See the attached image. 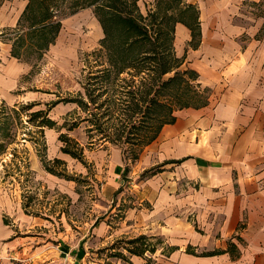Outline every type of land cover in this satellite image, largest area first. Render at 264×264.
Segmentation results:
<instances>
[{
  "label": "crops",
  "instance_id": "crops-1",
  "mask_svg": "<svg viewBox=\"0 0 264 264\" xmlns=\"http://www.w3.org/2000/svg\"><path fill=\"white\" fill-rule=\"evenodd\" d=\"M183 3L199 11V44L189 45L191 29L182 22H175L174 37L187 42L182 65L196 71L194 83L206 103L176 109L174 122L128 165V175L122 150L111 151L114 165L101 188L106 208L91 224V236L100 246L121 235H145L162 239V248L174 247L158 251L151 264H264V0ZM25 4L0 5V28L13 25ZM122 176L132 179L129 205ZM11 207V197L0 192V264L70 261L65 245L40 238L30 222L25 231L17 209L8 228L3 214ZM120 211L114 228L108 218ZM229 242L234 255L226 251ZM210 251L221 252L200 254ZM126 264L146 261L134 255Z\"/></svg>",
  "mask_w": 264,
  "mask_h": 264
},
{
  "label": "rangeland",
  "instance_id": "rangeland-1",
  "mask_svg": "<svg viewBox=\"0 0 264 264\" xmlns=\"http://www.w3.org/2000/svg\"><path fill=\"white\" fill-rule=\"evenodd\" d=\"M6 1L0 0V5ZM28 1L13 25L0 28V192L11 197L13 209L10 213L4 212V222L13 229L17 209L19 215H24L21 222L25 231L30 222L31 232L39 233L40 238L48 236L55 245L63 244L71 250L67 264H72L80 245L87 252L82 259L87 257L85 264H126L128 257L135 255H129L124 248L129 239L121 235L100 246L91 236V224L96 216L101 217L105 212V197L101 188L108 169L114 165L111 151L116 148L122 150L125 175H128V165L134 160L132 153L139 154L148 143L139 146L133 139L124 142L127 136L124 131L120 139L114 141L119 131L112 125H119V119L123 118L119 116V110L111 117H101L100 112L95 111L100 121L105 122L104 131H98L93 122L86 119L91 110L83 106L88 100L84 85L90 76L98 74V69L107 65L106 51L101 42L105 34L98 13L94 12L96 4L88 5L91 0H85L81 6L80 0H53L51 7L55 16L52 19L59 22V27L57 31L54 27L49 28L51 31L47 37L55 34L54 39L47 46L39 47L37 42L41 43L44 39L32 34L34 27L29 25L30 18L23 15ZM156 4L157 0H136L137 11L145 18L142 23L149 22L148 15L154 11ZM186 44L173 34L171 48L178 61L183 58L181 53ZM182 64L176 69L187 67ZM174 74L175 71L164 74L160 80ZM141 78L142 74L133 78L129 72L119 76L112 72L108 77L109 84L100 87L106 89L112 99L131 100L132 96L125 95V90H132L130 84H140ZM93 85L97 86L98 80ZM175 91L176 88L169 89V96L174 101L176 95H172ZM54 101L57 102L54 104ZM39 109L47 111L46 117L55 120L59 129L38 126L41 117L29 120L30 113ZM73 121L78 124L72 130L68 131L67 126L61 127ZM61 132L83 148L81 159L60 150L62 144L58 134ZM104 143L106 148L101 147ZM55 158L60 162L54 164ZM47 166L54 168L58 174L49 172ZM122 177L126 186L121 195L129 205V201L135 199L133 191L128 190L132 179ZM59 212L62 214L58 218ZM122 214L120 211L116 216H110L109 225L114 228L120 226L116 223L121 220ZM147 237L157 241V237ZM161 241L154 252L146 251L141 255L146 264L153 262L158 251L166 252L167 247L162 248L164 242ZM118 251L126 256L125 260L110 255ZM81 264L84 263L81 261Z\"/></svg>",
  "mask_w": 264,
  "mask_h": 264
},
{
  "label": "trees",
  "instance_id": "trees-1",
  "mask_svg": "<svg viewBox=\"0 0 264 264\" xmlns=\"http://www.w3.org/2000/svg\"><path fill=\"white\" fill-rule=\"evenodd\" d=\"M37 1L38 4H35ZM80 1H82L80 6L84 5L85 0ZM165 1V6H161ZM52 2L53 0H29L23 11L24 17L30 18L29 25L34 27L32 34L44 39L41 43L37 42L39 47L40 45L47 46L54 39L55 34L52 37H47L51 31L49 28L54 27L57 31L59 27V22L52 19L55 16L51 7ZM36 5H39V8ZM88 5H95L94 12L99 15L105 34L101 42L107 57V65L98 69V74L90 76L87 86L84 85L88 100L83 106L86 107V110H91L86 119L93 122L95 129L105 130L103 126L105 122L100 121L95 111L100 112L99 116L101 117L104 115L111 117L116 110H119V116L123 118L119 119V125L116 123L112 125L116 126L117 132L119 131L114 141L120 139L124 131L127 133L124 142L133 139L139 146L146 145L158 136L163 124L174 122L173 113L176 109L206 103V96L198 91L197 85L194 83L197 76L196 71L192 69L177 70L176 68L182 64L183 58L178 61L173 56L171 48L175 22H182L191 29L190 46L196 47L199 44V40L196 39V35H199V11L194 5L184 4L183 0H157L156 8L148 15L150 17L148 23H142L145 18H142L138 13L136 0H91ZM35 7L38 9L35 10ZM111 71L116 76L129 72L133 78L142 74L140 84L132 83L130 84L132 90H125V95L132 96L131 100L112 99L108 97V91L100 87L102 84H109L108 77L111 75ZM172 71H175L173 76L160 80V77ZM95 80H98L97 86L93 85ZM170 88L177 90L172 95L174 97L176 95L175 101L169 96V94L171 95ZM139 92H141L140 95ZM102 96L103 98L100 99ZM56 102L54 101V104ZM173 103H175V107ZM46 115L47 111L39 109L30 113L29 120L33 121L41 117L38 126L59 129L60 126L57 125V122ZM77 124L78 122L73 121L69 124L64 123L61 127L67 126L69 131ZM58 135L62 144L60 150L73 158L81 159L84 150L78 142L66 133L61 132ZM107 136L108 134L105 137ZM137 155V152L132 153V158L136 159ZM59 162L58 158L53 160L54 164ZM46 168L49 172L58 174L54 168L50 166ZM155 239L157 241L153 242L150 237L139 235L129 239L124 248L129 255H143L146 251L154 252L157 245L162 242L161 239ZM173 248L168 246L166 253ZM186 251L193 252L189 246ZM226 251L233 255L236 254L235 245L229 242ZM219 252L221 251L201 252L200 254L210 255ZM110 255L117 259H126L121 251L113 252ZM106 264L115 263L106 262Z\"/></svg>",
  "mask_w": 264,
  "mask_h": 264
},
{
  "label": "water",
  "instance_id": "water-1",
  "mask_svg": "<svg viewBox=\"0 0 264 264\" xmlns=\"http://www.w3.org/2000/svg\"><path fill=\"white\" fill-rule=\"evenodd\" d=\"M84 254H85L84 247L80 245L75 254L76 258L73 260L72 264H81V261L84 258Z\"/></svg>",
  "mask_w": 264,
  "mask_h": 264
}]
</instances>
